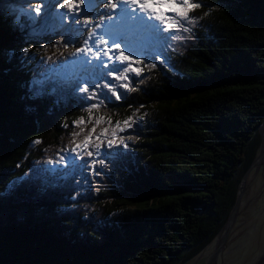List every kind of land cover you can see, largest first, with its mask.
Returning <instances> with one entry per match:
<instances>
[{
	"label": "trees",
	"instance_id": "trees-1",
	"mask_svg": "<svg viewBox=\"0 0 264 264\" xmlns=\"http://www.w3.org/2000/svg\"><path fill=\"white\" fill-rule=\"evenodd\" d=\"M4 12L0 40L10 45L0 51V264H185L196 258L226 225L259 155L264 0H202L189 14L197 19L184 39L169 41L168 67H141L130 87L135 91L121 88L117 99L104 87L95 92L99 103L83 99L92 92L49 79L46 94L33 99V78H44L78 38L70 43L72 34L60 31L29 35V16L14 21ZM93 104L101 105L93 116L110 118L113 127L136 113L132 138L127 147L118 142V156L87 186L51 181L46 159ZM84 165L74 168L75 177Z\"/></svg>",
	"mask_w": 264,
	"mask_h": 264
},
{
	"label": "snow or ice",
	"instance_id": "snow-or-ice-1",
	"mask_svg": "<svg viewBox=\"0 0 264 264\" xmlns=\"http://www.w3.org/2000/svg\"><path fill=\"white\" fill-rule=\"evenodd\" d=\"M82 5L86 6L81 8ZM101 5L104 9H108L109 11L101 14L99 11ZM46 7H48V5H46ZM59 7L68 10L67 13L59 14L62 18L68 15V13H75L72 16L73 24L83 25V28L93 24L91 18L93 16H95L98 21L87 34L84 33L82 27H69L68 31L72 34L70 35V43L75 42L80 36L86 35V39H84L82 47L77 48L75 52L71 53V56L75 59L68 60L66 58V62L61 66L64 71L71 70L73 72V80L76 84L75 90L77 92L88 93V83L92 82L95 84V81L91 80L92 75L97 69L106 68L107 63L114 59L127 65L123 70H120L121 74L117 75L118 69L113 63V69L110 70L108 74L115 77V79L128 80L127 74L129 72H133L137 76L141 75L142 69L133 67V65L142 64L143 61L134 60L133 56L136 54H154L151 50L158 51L162 49L167 42L180 38L178 33L164 36V32H173L179 29L189 32L190 28L185 27V22L188 24L194 23L197 18L191 17L189 14L202 7V0H63V2L59 4ZM117 9H120V11L116 12ZM40 11V7L35 9L37 14L40 13ZM80 11L85 13L86 19L80 20L78 18ZM112 13H115V15ZM102 16L107 17V22H105ZM97 29L106 30L102 34H98ZM105 36H108L109 39H105ZM109 40L112 42L111 47H109ZM122 43L125 45V48H121ZM101 45H103V49H101ZM28 51V49H25L21 55L27 56ZM127 52H131L132 54H126ZM8 55L11 56L13 53H8ZM101 56L106 57L107 60H100ZM93 60L99 61V63H93ZM150 67L154 68L155 65H150ZM61 68L50 69L47 75L42 74V76H44L42 79L33 78L30 85L33 99H39L46 94L45 85L51 73L59 74ZM98 86L99 85H95V87ZM109 87H111L113 93L116 94V98L120 99L119 94L115 93L114 86ZM121 87L130 91L136 90L135 88H129V84L127 83L122 84ZM54 91L55 89H53V92ZM95 98V90H93L89 96L83 97V99ZM100 106V104L91 105L86 110L88 112V120L85 121L84 117H80L74 120L73 124L80 126L92 123L93 109L98 110ZM134 117H136V113L128 116L123 121H117L114 127L111 126V119L108 118L107 122L109 127L103 128L93 139V133L96 132V127L105 122L103 116L95 118V124L91 131L84 137V140L80 144H76V147L73 148L72 151L76 152L77 149H80L81 151H85L86 155L92 156L93 152L87 151V149L90 146L99 149L101 143H103L101 138H107L109 135L111 136V138L107 140L109 146L115 144L117 142L118 132L132 127L136 122ZM83 131L84 129L81 128V132ZM78 135H80V133L73 132L74 138ZM131 138L132 137H129V139ZM119 142L123 144L124 139L119 138ZM33 143L38 145L42 143V141L36 139ZM73 143H76L75 139H73ZM125 147H127V145H125ZM114 155L118 154H107L106 159ZM61 159H63V157ZM72 162L75 167L74 158ZM104 162V160H94L93 165L97 163L104 164ZM21 179H23V177Z\"/></svg>",
	"mask_w": 264,
	"mask_h": 264
},
{
	"label": "rangeland",
	"instance_id": "rangeland-1",
	"mask_svg": "<svg viewBox=\"0 0 264 264\" xmlns=\"http://www.w3.org/2000/svg\"><path fill=\"white\" fill-rule=\"evenodd\" d=\"M62 2L63 0H0V9L7 11L4 12L5 15L9 14L8 11H13L17 14H30L33 18L31 28L28 30L30 33L38 32L41 34L53 32L55 29L61 28L62 26L67 27V32H69L68 29L70 26L83 28L81 25L73 24L72 16L75 13H68V15L63 18L59 15L60 13L68 12L67 9H61L59 7V4ZM46 5H48V7H46ZM85 6L86 5H82L81 8ZM37 7L41 9L38 14L35 12ZM78 18L84 20L87 17L83 11H80ZM50 23H55L56 28L49 30L48 28H52ZM87 28L88 27L83 28L85 34H87ZM84 39H86V35L82 36V38L79 39V44L71 50L68 60L75 59L71 56V53L81 47ZM7 41L9 40H0V51H5L7 48L6 46L10 45ZM7 52L11 53L9 50ZM65 62L66 60L62 62L61 66ZM61 66H59V68H61ZM68 73L71 74L72 71L69 70ZM100 98V95H97L96 99L91 100L94 103H99ZM105 127L109 126H97V128ZM118 135L129 136L130 133L118 132ZM73 146H76V143H72L70 147ZM67 150L63 151L58 156V159L63 157ZM103 158H106L105 154ZM66 160L64 163H60V166L68 170V167L65 165ZM106 164L95 165V173L93 176L100 171L98 167L103 168ZM49 171L50 174L53 172L51 171V166ZM68 179H71V177H68ZM239 210L240 212L237 215L235 224L218 255L216 264H264V160L248 176ZM224 234L225 232H223L221 237ZM219 238L220 237L217 236L196 258L185 264H208L215 251Z\"/></svg>",
	"mask_w": 264,
	"mask_h": 264
},
{
	"label": "water",
	"instance_id": "water-1",
	"mask_svg": "<svg viewBox=\"0 0 264 264\" xmlns=\"http://www.w3.org/2000/svg\"><path fill=\"white\" fill-rule=\"evenodd\" d=\"M263 126H264V123L262 124V126L260 128V133L262 134V138L263 139H262L259 155H258L257 159L255 160V162L253 163V165L251 166L248 174L244 177V179L242 181L236 205H235V207H234V209H233V211H232V213H231L226 225L224 226V228L221 230V232L218 235L220 238L218 239L217 246H216L215 251H214L211 259L209 260L208 264H216L219 252L223 248V246L225 244V241H226V239H227V237H228L233 225L235 224L237 215L239 213V208L241 206L242 198H243V195H244V192H245V186H246V183H247L248 176L250 175L251 171L256 169L257 166L264 160V134L262 132ZM223 232H225V234L221 237Z\"/></svg>",
	"mask_w": 264,
	"mask_h": 264
},
{
	"label": "bare ground",
	"instance_id": "bare-ground-1",
	"mask_svg": "<svg viewBox=\"0 0 264 264\" xmlns=\"http://www.w3.org/2000/svg\"><path fill=\"white\" fill-rule=\"evenodd\" d=\"M263 130H262V132H263V134H264V126H263V128H262ZM214 245H216V244H214ZM214 247V246H213ZM207 253V252H206ZM220 253V252H219ZM209 254V253H208ZM212 255V254H211ZM207 256V255H206ZM211 259V258H210Z\"/></svg>",
	"mask_w": 264,
	"mask_h": 264
}]
</instances>
